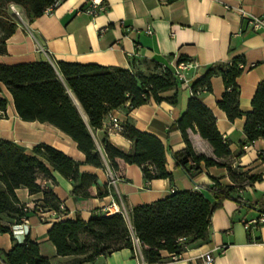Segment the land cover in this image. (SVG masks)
Masks as SVG:
<instances>
[{
  "label": "crops",
  "instance_id": "obj_1",
  "mask_svg": "<svg viewBox=\"0 0 264 264\" xmlns=\"http://www.w3.org/2000/svg\"><path fill=\"white\" fill-rule=\"evenodd\" d=\"M92 0H64L55 9L42 16L19 23L7 40V52L0 54V62L18 64L45 60L57 68L59 61L96 63L108 67L138 69L147 72L145 60L157 61L175 69L181 56H188L192 66L184 70L185 80L178 90L161 94L165 99L156 102L151 98L138 107L129 103L112 110L124 123L159 137L166 147V167L173 178L146 181L142 169L118 159L117 175L121 180L111 183L106 167L82 164L81 170L95 173L98 185L92 187L93 197L76 201L71 192L73 184L54 171L56 183L43 181L50 186L66 210L46 218L31 211L26 219V234L40 245L41 255L50 264H142L144 258L130 248L98 256L93 261L77 262V256H60L48 237L54 222L75 219L79 213L88 220L105 214L112 202L119 205L128 216L133 207L163 199L177 190H200L210 200L207 187L218 178L223 185H234L226 167L203 168L194 178L176 166L173 152L185 147L182 133L170 129L187 108L192 95L191 85L200 79L213 63L236 56L245 58V70L238 78L240 108L246 113L252 109V98L258 83L264 79V24L254 29L247 16L264 19V0H100L108 7L93 15L88 10ZM152 32L149 33L148 30ZM211 91L201 94L203 102L217 117L220 133L229 142L233 154V167L247 174H262V179L248 182L239 180L232 191L233 198L223 201L211 216L209 240L188 246L177 258L169 252L162 253L164 264H203L202 254L212 251L213 264H264V225L246 229L244 222L264 212V139L247 142L244 132L245 116L234 121L218 107L224 92L222 76L211 79ZM177 94V103L167 98ZM1 95L8 99L7 116L0 118V138L18 143L27 153H32L38 143L49 144L72 158L84 163L85 154L77 142L56 126L40 121H25L16 112L13 97L4 86ZM77 108L86 117L79 101L71 94ZM76 101L78 103H76ZM92 136L102 149L107 140L118 148L131 152L133 143L119 132L111 130L107 117L102 127L92 130ZM189 139L197 154L215 157L213 147L201 137L196 125L188 130ZM219 161H222L220 159ZM109 193L98 197L99 190ZM19 200L33 208L41 202L42 194H31L26 187L16 189ZM235 198H238L235 199ZM0 225L12 227V218L0 216ZM15 241L13 233L0 232V251H8ZM141 249V248H140ZM145 262V261H144ZM0 264H5L0 258Z\"/></svg>",
  "mask_w": 264,
  "mask_h": 264
},
{
  "label": "trees",
  "instance_id": "obj_2",
  "mask_svg": "<svg viewBox=\"0 0 264 264\" xmlns=\"http://www.w3.org/2000/svg\"><path fill=\"white\" fill-rule=\"evenodd\" d=\"M64 0H0V54L7 52V40L14 34L20 19L9 7L16 6L28 20L42 16L55 9ZM173 1V0H169ZM102 4H104L102 1ZM104 10V11H105ZM24 17V18H25ZM189 61L181 56L178 62ZM148 71L122 67H108L96 63L59 61L57 68L41 60L18 64L0 62V118L7 116L8 99L1 95L5 86L13 97L18 115L25 121L50 123L77 142L85 154L84 163L46 143H38L32 153L18 143L0 138V216L9 215L15 224L38 208L66 213L62 201L50 186L43 181L56 183L54 171L70 179L72 196L76 201L93 197L92 187L98 185L95 173L81 170L82 164L98 168L106 167L117 173L118 159L141 167L146 181L172 179L166 167V147L154 134L141 131L133 124L124 123L121 134L133 143V150L126 152L104 140L102 149L95 142L91 129L102 127L104 118L112 110L129 103L138 107L151 98L161 102L163 92L177 89L182 83L174 69L157 61L145 60ZM153 64V68L149 65ZM245 70V58L236 56L226 61L213 63L206 73L191 85L187 108L170 129L180 130L185 147L173 152L176 166L194 179L203 168L226 167L234 185L220 183L218 178L207 187L212 194L210 200L200 190H177L169 196L152 203L137 205L129 213V219L122 213L96 215L88 220L78 213L75 219L65 218L54 222L48 231L50 241L60 256H77V262L93 261L98 256L110 255L114 251L130 248L134 253L133 235L139 239L141 252L146 263L162 261V253H181L190 245L209 240L208 232L213 212L223 201L233 198L232 191L239 187V180L255 182L262 174L249 175L233 167V154L229 142L220 133L217 117L202 100L201 94L211 91V79L222 76L224 92L218 101L229 120L245 116L244 132L247 142L264 139V79L255 90L252 109L244 113L240 108V85L238 78ZM71 94L79 101L87 121L74 103ZM177 103V94L167 98ZM213 147L214 155L197 154L189 139L188 130H194ZM220 159L223 160L219 161ZM28 188L31 194L41 193V202L33 208L22 203L16 189ZM109 193L99 190L98 197ZM238 200V198H235ZM28 207L29 212L24 209ZM0 232H12L10 227L0 225ZM181 238H185L181 241ZM15 241L8 251H0L5 264H50L51 260L40 252L38 242L26 234L22 241L13 235Z\"/></svg>",
  "mask_w": 264,
  "mask_h": 264
},
{
  "label": "built area",
  "instance_id": "obj_3",
  "mask_svg": "<svg viewBox=\"0 0 264 264\" xmlns=\"http://www.w3.org/2000/svg\"><path fill=\"white\" fill-rule=\"evenodd\" d=\"M12 9L14 11V13L16 14V16L20 19L21 22H24L25 18L23 13L21 12V10L19 8H17L16 6H12ZM106 9V7L102 4V1L100 0H92L91 1V6L89 8V12L92 13L93 15H96L99 13V11H104ZM244 17H246L247 19H249V22L251 23L252 27L254 29H260L263 24H264V19H260L258 17H251V16H247L246 14H244ZM149 33H151L152 31L149 29L148 30ZM192 66V63L190 61H181L178 63V65L176 66V68L174 69L176 76L180 79V80H185L184 77V70L190 68ZM107 119H108V124L111 128L112 131L114 132H119L121 133V131L124 130V122H122V120H120V118L118 116H116L115 114H113L112 112H110L107 115ZM100 149L101 147L98 146ZM108 175L110 177V182L111 183H115L119 180H121V178L117 175L116 172H114L113 170L110 169V167H108ZM62 209L64 208V206L61 207ZM26 212H29L28 207H25L24 209ZM53 215H57V213L55 211H50ZM114 213H122L124 216L129 217L128 214L122 210V208L117 205L115 202H112L110 204V206L107 208L105 214H114ZM37 214L40 216V218L42 220H44L46 218V210L42 209V208H38L37 209ZM26 217L23 218L22 223L19 224H15L12 227V233L13 235L18 238L20 235L23 236L25 234V229H26ZM245 228L246 229H250L252 227H257V226H261L264 225V212H261L258 216L253 217L249 220H246L244 222ZM185 238H181V241H184ZM133 244H134V249H135V254L138 256H141L143 258L141 249H140V242L139 239L136 238L133 235ZM178 255H173V258H177ZM203 264H213L214 263V253L212 251L206 252L204 254H202L201 256ZM142 264H164L162 261H158L156 263H146L143 261Z\"/></svg>",
  "mask_w": 264,
  "mask_h": 264
},
{
  "label": "rangeland",
  "instance_id": "obj_4",
  "mask_svg": "<svg viewBox=\"0 0 264 264\" xmlns=\"http://www.w3.org/2000/svg\"><path fill=\"white\" fill-rule=\"evenodd\" d=\"M9 9H10V10H13L11 7H9ZM21 10H22V9H21ZM24 17H25V15H24ZM25 19H27V18L25 17ZM149 67H150V68H153V64H152V65L150 64ZM126 218L129 219V217H126Z\"/></svg>",
  "mask_w": 264,
  "mask_h": 264
},
{
  "label": "water",
  "instance_id": "obj_5",
  "mask_svg": "<svg viewBox=\"0 0 264 264\" xmlns=\"http://www.w3.org/2000/svg\"><path fill=\"white\" fill-rule=\"evenodd\" d=\"M80 113H81V112H80ZM82 116H83L84 120L87 121V120H86V117H85L83 114H82Z\"/></svg>",
  "mask_w": 264,
  "mask_h": 264
},
{
  "label": "bare ground",
  "instance_id": "obj_6",
  "mask_svg": "<svg viewBox=\"0 0 264 264\" xmlns=\"http://www.w3.org/2000/svg\"><path fill=\"white\" fill-rule=\"evenodd\" d=\"M76 103H78V102L76 101Z\"/></svg>",
  "mask_w": 264,
  "mask_h": 264
}]
</instances>
